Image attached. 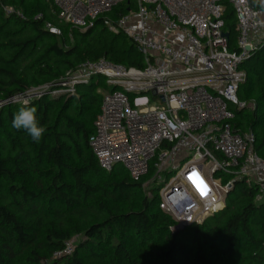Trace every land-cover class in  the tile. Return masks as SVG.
<instances>
[{"label": "trees", "instance_id": "16d2710c", "mask_svg": "<svg viewBox=\"0 0 264 264\" xmlns=\"http://www.w3.org/2000/svg\"><path fill=\"white\" fill-rule=\"evenodd\" d=\"M130 2L107 18L135 9ZM222 3L234 45L235 12L228 0ZM6 7L16 13L8 15ZM104 22L83 31L60 22L51 2L0 0V104L6 105L0 110V264H264V202L255 201L256 188L237 181L222 211L174 232L176 222L159 207V189L144 188L152 174L134 180L122 167L107 172L89 146L99 91L112 89L103 78L78 84L74 94H48L86 62L144 68L137 46ZM242 69L239 98L254 107L236 111L234 123L254 133L264 159V47ZM32 90L47 93L24 105L36 107L46 129L39 143L12 127L23 107L12 102ZM70 242L73 253L57 256Z\"/></svg>", "mask_w": 264, "mask_h": 264}, {"label": "built area", "instance_id": "2783aa9c", "mask_svg": "<svg viewBox=\"0 0 264 264\" xmlns=\"http://www.w3.org/2000/svg\"><path fill=\"white\" fill-rule=\"evenodd\" d=\"M45 1L60 22L83 31L105 18L107 29L125 35L143 56L144 68L86 62L51 92L74 94L96 77L112 88L99 91L102 105L89 138L102 169L122 167L134 180L151 173L144 188L159 189V207L176 222L174 232L222 211L237 181L256 188L255 201L264 202L256 137L234 123L236 111L254 107L240 100L239 88L246 80L243 64L264 47L260 4L228 0L236 17L233 45L223 0H133L135 9L116 21L107 15L130 0ZM46 28L61 35L52 24ZM72 253L70 242L57 256Z\"/></svg>", "mask_w": 264, "mask_h": 264}, {"label": "clouds", "instance_id": "9594fccd", "mask_svg": "<svg viewBox=\"0 0 264 264\" xmlns=\"http://www.w3.org/2000/svg\"><path fill=\"white\" fill-rule=\"evenodd\" d=\"M258 2L264 8V0H258ZM36 113V107H20L14 114L12 127L16 130L26 131L33 141L39 143L46 129L40 126Z\"/></svg>", "mask_w": 264, "mask_h": 264}, {"label": "rangeland", "instance_id": "374dc122", "mask_svg": "<svg viewBox=\"0 0 264 264\" xmlns=\"http://www.w3.org/2000/svg\"><path fill=\"white\" fill-rule=\"evenodd\" d=\"M103 81L106 83V79L103 78ZM43 94H47L45 92H40L39 90H32L30 92H28V94L23 97V98H20L18 100H14L12 103L13 104H19V105H26V104H29L30 101H33L34 99H37V98H40L41 95ZM49 95H51V97H55L56 95L53 94V93H50ZM6 105H1L0 104V110ZM173 177V176H172ZM170 177V178H172ZM218 178V177H217Z\"/></svg>", "mask_w": 264, "mask_h": 264}, {"label": "crops", "instance_id": "0c3cea01", "mask_svg": "<svg viewBox=\"0 0 264 264\" xmlns=\"http://www.w3.org/2000/svg\"><path fill=\"white\" fill-rule=\"evenodd\" d=\"M252 1L255 2V3H257V4H259L258 0H252Z\"/></svg>", "mask_w": 264, "mask_h": 264}, {"label": "water", "instance_id": "95a60500", "mask_svg": "<svg viewBox=\"0 0 264 264\" xmlns=\"http://www.w3.org/2000/svg\"><path fill=\"white\" fill-rule=\"evenodd\" d=\"M226 36H229L228 34H226Z\"/></svg>", "mask_w": 264, "mask_h": 264}]
</instances>
